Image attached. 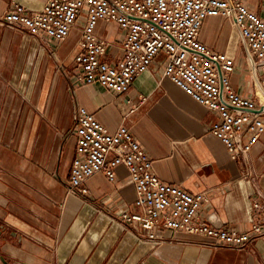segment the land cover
Wrapping results in <instances>:
<instances>
[{
	"label": "crops",
	"instance_id": "1",
	"mask_svg": "<svg viewBox=\"0 0 264 264\" xmlns=\"http://www.w3.org/2000/svg\"><path fill=\"white\" fill-rule=\"evenodd\" d=\"M46 1L0 0V264H264V237L234 249L161 226L159 239L150 240L139 227L124 226L120 216L136 209L135 187L123 167L114 182L103 173L89 178L86 195L70 191L72 131L84 107L111 133L127 126L161 180L207 193L202 222L245 231L254 203L264 206V134L246 159L232 160L211 133L219 114L164 77L162 57L127 93L83 84L75 56L85 14L57 46L2 21L13 3L35 12ZM244 2L264 16V0ZM97 34L121 37L115 23L100 22ZM199 40L235 59L232 85L256 101L254 109L228 103L229 110L264 118L260 71L234 21L207 18Z\"/></svg>",
	"mask_w": 264,
	"mask_h": 264
},
{
	"label": "built area",
	"instance_id": "2",
	"mask_svg": "<svg viewBox=\"0 0 264 264\" xmlns=\"http://www.w3.org/2000/svg\"><path fill=\"white\" fill-rule=\"evenodd\" d=\"M83 14L79 53L75 56L78 79L83 84L127 93L162 57L164 77L219 114L211 133L226 145L231 159L248 157L264 134V118L229 110L228 103L236 109H254L256 101L234 89L231 75L236 69L235 59L212 51L199 36L207 18L233 20L256 59L264 90V16L250 10L244 0H47L35 12L13 3L2 21L57 46L69 37ZM100 22L117 24L120 40L99 36ZM72 133L76 138L69 181L72 193L88 194L85 183L95 174L103 173L114 182L120 167L129 172L136 211L120 216L124 226L139 227L150 240L159 239L156 229L161 226L173 233L206 238L213 246L234 249L247 248L264 237V206L259 202L254 203L248 230L202 222L199 212L210 202V196L191 194L156 176L152 158L127 126L111 133L94 114L79 107Z\"/></svg>",
	"mask_w": 264,
	"mask_h": 264
}]
</instances>
